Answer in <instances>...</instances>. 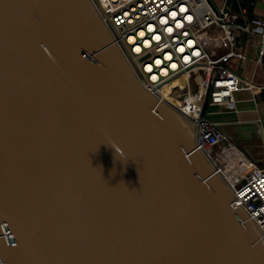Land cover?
Returning <instances> with one entry per match:
<instances>
[{"label":"water","instance_id":"1","mask_svg":"<svg viewBox=\"0 0 264 264\" xmlns=\"http://www.w3.org/2000/svg\"><path fill=\"white\" fill-rule=\"evenodd\" d=\"M197 129L93 0H0L3 264H264Z\"/></svg>","mask_w":264,"mask_h":264},{"label":"built area","instance_id":"2","mask_svg":"<svg viewBox=\"0 0 264 264\" xmlns=\"http://www.w3.org/2000/svg\"><path fill=\"white\" fill-rule=\"evenodd\" d=\"M93 1L146 87L198 124L196 144L236 197L232 207L243 206L264 229V167L245 158L207 118V106L230 107L234 91L255 87L230 65L248 59L238 49L240 34L257 33L248 11L236 12L230 0ZM259 36L256 61L262 65L264 27Z\"/></svg>","mask_w":264,"mask_h":264},{"label":"crops","instance_id":"3","mask_svg":"<svg viewBox=\"0 0 264 264\" xmlns=\"http://www.w3.org/2000/svg\"><path fill=\"white\" fill-rule=\"evenodd\" d=\"M213 1L218 3L224 0ZM230 5L238 13L244 7L248 11L247 23L257 32L255 35L246 32L240 34L238 49L247 55L245 63L238 60L230 62L231 67L255 87L252 90L241 88L234 91L230 107L214 104L216 109L213 111L223 115L213 121L222 126L231 144L245 158L264 167V63L261 65L256 61L261 42L259 32L264 27V0H230Z\"/></svg>","mask_w":264,"mask_h":264},{"label":"rangeland","instance_id":"4","mask_svg":"<svg viewBox=\"0 0 264 264\" xmlns=\"http://www.w3.org/2000/svg\"><path fill=\"white\" fill-rule=\"evenodd\" d=\"M215 1H217V0H215ZM209 109L210 110L208 112L207 118L210 119V120H216V119L220 118L223 115L221 113H218V112H214L213 111L214 109H216L214 104H211L209 106ZM224 116H226V115H224Z\"/></svg>","mask_w":264,"mask_h":264},{"label":"bare ground","instance_id":"5","mask_svg":"<svg viewBox=\"0 0 264 264\" xmlns=\"http://www.w3.org/2000/svg\"><path fill=\"white\" fill-rule=\"evenodd\" d=\"M229 157H231V155H229Z\"/></svg>","mask_w":264,"mask_h":264}]
</instances>
